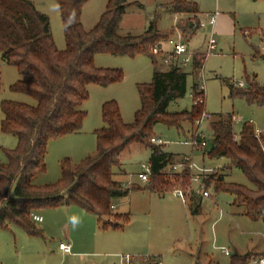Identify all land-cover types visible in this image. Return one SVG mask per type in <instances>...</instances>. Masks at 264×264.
I'll return each mask as SVG.
<instances>
[{
    "label": "rangeland",
    "instance_id": "rangeland-1",
    "mask_svg": "<svg viewBox=\"0 0 264 264\" xmlns=\"http://www.w3.org/2000/svg\"><path fill=\"white\" fill-rule=\"evenodd\" d=\"M37 9L50 19L51 31L59 50L66 47L61 14L56 0H31ZM109 0H89L83 8L81 22L86 31H90L99 22L105 12ZM173 0H128L132 5L128 8L120 23V34L141 35L150 23L160 16L158 28L162 31L171 29L172 37L179 35L185 39L192 50L207 51L210 28H200L194 35L183 33L177 26L194 17L193 14L179 15L170 13L167 6ZM196 3L202 12L201 20L206 21L207 15L218 12L214 27V38L217 49L204 59L202 72L205 93L194 97L192 86L196 73L189 66L187 93L185 97L172 102L169 112H181L192 108L193 104L203 106L210 115L201 129L211 139L210 122L213 115H234V132L238 136L245 123H252L254 128L264 134V107L250 105L244 98H232L230 84L240 86L243 82L248 87V77L264 85V61L255 57L256 50L264 53L260 31H264V0H189ZM140 4V6L135 5ZM99 68L120 69L124 73L121 83L107 87L90 85L89 98L81 110L87 113L79 133L56 137L49 141L46 154L47 171L38 175L33 183L37 185L54 184L62 175L61 162L69 158L74 164L81 163L86 157L97 151L95 130L105 126L102 118V105L114 100L117 102L123 121L130 124L141 107L138 85L150 84L156 69L166 70L168 66L154 60L150 55L138 54L131 56H112L97 54L94 58ZM0 70L2 89L0 104L10 100L28 105H35L33 98L15 93L11 85L21 79L18 70L1 60ZM4 115L0 108V162L6 163L3 149H14L17 139L13 135L1 131ZM196 123H183L179 130L175 126L157 124L153 129V138L161 140L167 152L188 158L192 164L190 183L185 188L187 208L183 200L172 191L158 194L142 182L139 174L148 165L151 151L142 144L134 143L121 156L122 166L115 168L114 180L124 186H134L130 194L117 198L113 205L117 206L114 215L100 218L98 227L84 228L80 220L72 217V209L66 207L51 208L40 213L44 221L35 223L43 236L28 235L19 227L0 230V264H125L127 255L139 260H159L161 264H230L235 254H249L252 261L264 255V221H253L244 214L243 207L232 205L234 196L229 192H216L211 183L205 184V190L211 198L204 199L195 193L192 175L200 174L202 169L214 171L220 175L228 165L226 159H210L204 156V150L192 148L185 142L191 139ZM175 162L174 164H177ZM175 173L163 172L167 178ZM228 182L254 188L247 177L238 169H233L226 177ZM193 186L198 185L193 182ZM201 204V213L193 215L189 210L190 200ZM117 212V213H115ZM127 214V221L120 215ZM119 222L120 229L104 230L101 223ZM72 225V237L76 248L74 256L64 255L59 250V243L66 241L69 225ZM84 228V229H82ZM225 250L229 255L225 254ZM72 253V252H71Z\"/></svg>",
    "mask_w": 264,
    "mask_h": 264
},
{
    "label": "trees",
    "instance_id": "trees-1",
    "mask_svg": "<svg viewBox=\"0 0 264 264\" xmlns=\"http://www.w3.org/2000/svg\"><path fill=\"white\" fill-rule=\"evenodd\" d=\"M89 0H56L63 24L66 47L59 50L51 31L49 17L39 11L31 0H0V57L18 70L21 79L10 90L33 98L35 105L3 100L4 115L1 131L17 139L14 149H3L7 162H0V230L19 227L28 235L43 236L32 214L51 208L75 206L99 219L114 215V200L123 198L135 189L113 179L115 168H120L123 152L134 143L150 149L151 176L148 188L158 194L175 191L180 184L190 183L189 163L178 155L167 152L161 144L151 141L153 129L163 123L179 130L183 123L192 127L205 112L203 106L193 104L189 110L169 112V105L187 93L189 73L185 67L171 65L166 70L156 69L150 84L138 85L141 107L134 121L126 124L116 101L102 105L105 126L95 130L97 151L81 163L69 158L61 162L62 175L54 184L37 185L34 179L46 173L47 146L51 139L79 133L87 113L81 110L89 98V86L107 87L121 83L124 73L120 69L99 68L97 54L112 56L150 55L160 42L172 37L170 30L158 28L160 16L150 23L141 35L120 34V23L128 8V0H109L99 22L90 31L82 25L84 5ZM140 6V4H135ZM167 9L173 14H193L188 22L177 26L183 33L194 35L199 30L200 13L196 3L173 0ZM264 44V31H260ZM255 57L264 61V53L256 50ZM204 61L196 58L192 73H196L192 86L193 96L202 97L198 73ZM246 88L230 84L231 97L244 98L250 105L264 107V85L248 77ZM2 89L0 70V91ZM210 122L211 139L204 150L210 159H226L228 165L220 175L211 174L204 180L216 192H229L234 196L232 205L243 207L244 214L253 221H264V134L256 136L253 124L245 123L240 135L234 132V115L217 114ZM178 162L182 170L167 178L165 168ZM233 169L240 170L253 185L228 182ZM193 215L201 213V204L194 199L188 205ZM127 214L120 218L127 221ZM119 222L101 223V228L120 229ZM230 264H250L249 254H235Z\"/></svg>",
    "mask_w": 264,
    "mask_h": 264
},
{
    "label": "built area",
    "instance_id": "built-area-1",
    "mask_svg": "<svg viewBox=\"0 0 264 264\" xmlns=\"http://www.w3.org/2000/svg\"><path fill=\"white\" fill-rule=\"evenodd\" d=\"M218 12L208 15L206 21H200L199 22V29L200 28H207L210 27L211 33L207 41V51L206 53H202L197 50L190 49L188 42L182 38L181 35L175 38H170L169 40L160 42L152 49V54L156 59H159V62H161L163 65L171 66L176 65L179 67H193L194 61L196 58H200L204 61L206 60V57L213 54L214 51L217 49V42L214 38V27L217 21ZM164 45H167L169 48L165 49ZM264 50V46H263ZM203 68L200 70L202 72ZM199 90L204 92L205 91V81L203 76L200 77L199 81ZM205 93V92H204ZM201 103H204V101L201 99ZM210 115L206 112L202 115L200 119L196 121V129L192 133L191 139L186 141V144H189L192 146V148H196L198 150H205L209 145V139L207 135L203 132L201 129L202 124L208 120ZM256 136L260 137L262 133L258 130H256ZM151 141L153 143H161V140L157 138H152ZM185 162L189 163L190 169H192V164L190 163L189 159L186 157L184 158ZM182 167V164H170L168 165L166 169H168V172L175 173L179 168ZM143 168L145 169L144 172L140 173L138 176L142 182L147 183L151 176V167L150 165H144ZM165 170L163 172H165ZM211 169L204 168L202 169L200 174L192 175V185L191 187L195 191L196 194L201 196L204 199L211 198V194L208 190H205V182L204 180L208 175H211L213 173ZM193 182L196 183L198 186L194 187ZM174 195L181 198L185 203H187L186 194L182 190H175L173 191ZM32 219L35 222H42L43 217L39 214H32ZM59 249L62 250L65 254H70L72 252L71 245L62 242L59 244ZM225 254L229 255V252L225 250ZM123 261L125 264H161L159 260H154V262H151L150 260H139L138 258H133L129 255L125 256L123 258ZM251 264H264V255L254 259Z\"/></svg>",
    "mask_w": 264,
    "mask_h": 264
},
{
    "label": "crops",
    "instance_id": "crops-1",
    "mask_svg": "<svg viewBox=\"0 0 264 264\" xmlns=\"http://www.w3.org/2000/svg\"><path fill=\"white\" fill-rule=\"evenodd\" d=\"M216 13V12H215ZM179 15H184V14H181V13H179V14H175V17H176V22H177V19L179 18V17H181V16H179ZM185 15H187V14H185ZM189 15V14H188ZM219 15V14H218ZM201 16H202V12L200 11V13L197 15V17H198V19H199V21H201ZM208 16V15H207ZM210 28V27H209ZM211 29L212 28H210V33H211ZM189 43V42H188ZM164 48L165 49H168L169 47L167 46V45H164ZM240 86H242V87H244L245 86V84H243V82H240ZM258 130V129H257ZM258 131H260L262 134H263V132L261 131V130H258ZM120 182V181H119ZM184 202V201H183ZM184 204L186 205V208H187V203H185L184 202ZM66 208H69V209H72V211H74V212H72V217H76V218H78V220H80V223H81V226L82 227H84V228H88V229H92V228H94V227H98L99 228V225H100V223H99V221H100V219L97 217V216H95V215H93V214H91V213H89V212H87V211H85V210H83V209H81V208H79V207H75V206H68V207H66ZM113 209H114V211L117 209V206L116 205H113ZM41 213V212H40ZM40 213H38L39 215H40ZM115 213H117V212H115ZM42 216V215H41ZM43 221H44V219H43ZM42 221V222H43ZM36 223V222H35ZM37 223H41V222H37ZM69 233L67 234V237H66V241H64L65 243H67V244H69V245H71V247H72V250H74V248H76V242L74 241V239H73V235H72V225L70 224L69 225ZM84 228H82V229H84ZM60 243H62V242H60ZM59 243V244H60ZM60 250V249H59ZM64 255H71L72 254V256H74L76 253H74L73 251H72V253H70V254H65L62 250H60Z\"/></svg>",
    "mask_w": 264,
    "mask_h": 264
}]
</instances>
